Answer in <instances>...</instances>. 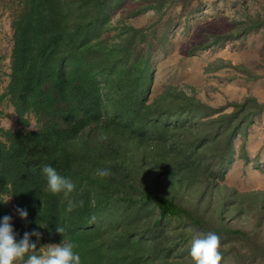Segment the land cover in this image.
I'll return each instance as SVG.
<instances>
[{
	"label": "trees",
	"instance_id": "16d2710c",
	"mask_svg": "<svg viewBox=\"0 0 264 264\" xmlns=\"http://www.w3.org/2000/svg\"><path fill=\"white\" fill-rule=\"evenodd\" d=\"M125 1L18 0L0 100L19 129L0 128V201L9 197L28 216L16 211L12 222L0 203V218H12L17 239L36 230L49 244L74 242L81 264H193L192 238L208 232L220 238V264H264V192L222 184L236 138L263 104L247 97L220 113L226 106L213 109L173 85L154 92V52L167 29L113 26ZM185 2L135 0L131 14L170 6L181 14ZM29 115L35 125L24 130ZM239 153L247 158L243 144ZM45 166L75 184L68 197L47 191ZM105 169L110 175H97ZM228 213L251 228L230 227ZM30 239L37 248L25 260L40 255V239Z\"/></svg>",
	"mask_w": 264,
	"mask_h": 264
},
{
	"label": "rangeland",
	"instance_id": "374dc122",
	"mask_svg": "<svg viewBox=\"0 0 264 264\" xmlns=\"http://www.w3.org/2000/svg\"><path fill=\"white\" fill-rule=\"evenodd\" d=\"M17 7L18 0H0V96L8 82L11 18ZM137 7L135 0H126L124 6L115 11L111 22L113 26L125 23L148 28V31L157 30L155 35L167 29L165 45L157 44L154 52V92L173 85L213 109L226 106L220 113H229L231 108L227 105L247 97L263 104L245 138H236L234 160L222 184L240 192H264V0H186L181 14L180 7L170 6L160 13L150 10L133 16L131 12ZM195 8L197 11L189 14ZM115 32L112 30L108 35ZM215 37L225 38H218L214 43ZM192 49L195 51L190 52ZM1 109L6 113L1 121L10 125V104L5 99L0 100ZM28 120L29 125L24 130L35 125L31 115ZM11 125L10 129H19L14 120ZM242 144L246 159L239 153ZM187 199L188 205L195 201L194 196ZM5 206L12 210L14 222L16 207L13 201L9 199ZM226 222L232 228H251L243 218L236 219L230 213ZM52 245L55 244L47 243L41 233L40 256Z\"/></svg>",
	"mask_w": 264,
	"mask_h": 264
},
{
	"label": "clouds",
	"instance_id": "9594fccd",
	"mask_svg": "<svg viewBox=\"0 0 264 264\" xmlns=\"http://www.w3.org/2000/svg\"><path fill=\"white\" fill-rule=\"evenodd\" d=\"M42 171L46 177L47 191L50 193L54 195L62 193L64 197H68L75 190V184L60 175L54 167L45 166ZM97 175L106 177L110 173L106 169L98 170ZM9 199L0 201V203H6ZM80 203L82 206L83 202ZM16 211L21 220L27 219L26 209L18 208ZM11 220L12 218L7 215L0 218V264H20V262L23 264H81L80 254L74 251L77 245L72 241L52 245L48 247L45 255L32 254L28 255L25 260V255L37 248V243L31 241L30 238L35 236L39 241L41 233L33 230L25 232L22 238L17 239L18 234L14 231ZM38 226L47 227V225L42 227L39 224ZM55 231L62 235L65 233V228L56 226ZM220 247V238L215 232L196 233L191 241L189 255L193 264H220L222 260Z\"/></svg>",
	"mask_w": 264,
	"mask_h": 264
},
{
	"label": "crops",
	"instance_id": "0c3cea01",
	"mask_svg": "<svg viewBox=\"0 0 264 264\" xmlns=\"http://www.w3.org/2000/svg\"><path fill=\"white\" fill-rule=\"evenodd\" d=\"M10 116H11V118H10V125H4L5 122L4 121H1V117H6V113H5V111H3V109L0 110V128L10 129L11 126H12L11 124H12V121L13 120H14L15 125L17 124L16 115H15V113H14L13 108H12L11 105H10ZM11 130H14V129H11Z\"/></svg>",
	"mask_w": 264,
	"mask_h": 264
}]
</instances>
